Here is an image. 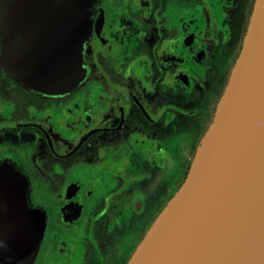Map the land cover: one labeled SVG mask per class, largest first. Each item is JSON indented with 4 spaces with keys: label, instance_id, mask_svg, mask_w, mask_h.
<instances>
[{
    "label": "flooded vegetation",
    "instance_id": "1",
    "mask_svg": "<svg viewBox=\"0 0 264 264\" xmlns=\"http://www.w3.org/2000/svg\"><path fill=\"white\" fill-rule=\"evenodd\" d=\"M254 4L91 0L86 74L64 94L0 63V159L49 212L32 264H127L189 173Z\"/></svg>",
    "mask_w": 264,
    "mask_h": 264
},
{
    "label": "water",
    "instance_id": "2",
    "mask_svg": "<svg viewBox=\"0 0 264 264\" xmlns=\"http://www.w3.org/2000/svg\"><path fill=\"white\" fill-rule=\"evenodd\" d=\"M91 0H0V63L28 88L64 94L86 74ZM0 159V264H32L49 212ZM127 264H264V0L180 189Z\"/></svg>",
    "mask_w": 264,
    "mask_h": 264
}]
</instances>
